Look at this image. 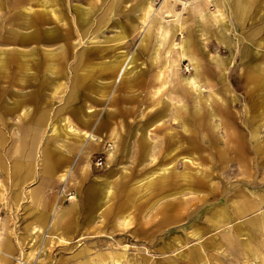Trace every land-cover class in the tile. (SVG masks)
Segmentation results:
<instances>
[{"label": "rangeland", "instance_id": "1", "mask_svg": "<svg viewBox=\"0 0 264 264\" xmlns=\"http://www.w3.org/2000/svg\"><path fill=\"white\" fill-rule=\"evenodd\" d=\"M0 61V264H264V0H0Z\"/></svg>", "mask_w": 264, "mask_h": 264}, {"label": "crops", "instance_id": "2", "mask_svg": "<svg viewBox=\"0 0 264 264\" xmlns=\"http://www.w3.org/2000/svg\"><path fill=\"white\" fill-rule=\"evenodd\" d=\"M100 124V123H99ZM98 124V125H99ZM19 158V157H18ZM47 158V157H46ZM61 159H66V158H64V157H61ZM67 160V159H66ZM33 161L34 160H32V161H30V160H27V159H25V158H23V157H21V158H19V159H17L16 158V163H15V165H14V167H15V172H12V174H11V176L12 177H15L16 178V181H17V183H15L14 184V186L15 187H18L19 189V191H18V193L20 192L21 193V189H22V186L25 184V183H27L28 181H30L31 179H34L36 176H35V174L36 173H34V171L32 170V168H33ZM48 161V160H47ZM52 161V160H51ZM50 161V162H51ZM59 161H60V159H59ZM58 161V162H59ZM62 161H64V160H62ZM13 162V161H12ZM4 163H8V162H6L5 161V159H4ZM67 163H68V160H67ZM67 163H63L62 164V166L58 169V170H56V172H53V173H47L46 172V169H44V172H45V174H47V175H49V176H54V175H56V173L59 171V170H61V171H63V169H64V167H65V165H67ZM46 165H47V163H46ZM12 167H13V165H12ZM24 167H26V168H24ZM25 169L26 170H29L28 172H26L25 173ZM24 171V172H23ZM30 175V176H29ZM46 175V176H47ZM28 176V177H27ZM42 192V190L40 189V188H33V189H31L30 190V194H33V193H35L34 195H35V197L34 198H36V200H38L39 199V194L40 193H38V192ZM39 202H41V198L38 200ZM38 205H40V204H38L37 203V205L35 206L36 208L38 207Z\"/></svg>", "mask_w": 264, "mask_h": 264}, {"label": "bare ground", "instance_id": "3", "mask_svg": "<svg viewBox=\"0 0 264 264\" xmlns=\"http://www.w3.org/2000/svg\"><path fill=\"white\" fill-rule=\"evenodd\" d=\"M243 8V7H242ZM243 10V9H242ZM244 17V16H243ZM82 23H84V20L82 21ZM33 37L31 36V35H21V37H20V39H18L20 42H24L26 39L28 40V39H32ZM1 62L2 61H0V66H1ZM159 101H160V99H159ZM175 104V103H174ZM171 110V109H170ZM172 111V110H171ZM175 112V111H174ZM186 111H184L183 113H180V114H176V116L174 115V118H175V120H179V121H181L182 120V122H183V124H184V126H186L187 128H188V130L189 129H191V127L188 125V124H193V121H192V119H187V122L185 121V117H186V113H185ZM185 113V114H184ZM162 115V114H161ZM160 115V116H161ZM189 116V115H188ZM154 117H156V116H154ZM189 118V117H188ZM156 119H159V118H157L156 117ZM173 119V118H172ZM160 120V119H159ZM163 120V119H162ZM147 121V120H146ZM146 121H144V125H146ZM158 121V120H157ZM159 123V122H158ZM143 124V123H142ZM157 124V123H156ZM154 125V124H153ZM147 130V129H146ZM174 134L172 133L170 136H171V140H172V136H173ZM142 136H143V138H142ZM97 138L96 137V135H93L91 138ZM139 138H141V140L142 141H145L146 142V140H148V137H147V135H144V134H140V137ZM139 138L137 137V140H139ZM98 139V138H97ZM96 139V140H97ZM140 140V141H141ZM141 144V143H140ZM148 145H150V144H148ZM155 145V144H154ZM147 144H143V146H142V149L140 148V156H144V155H146L147 153H148V150H146L147 148ZM16 148V147H15ZM191 148V147H190ZM37 149V148H36ZM239 149V148H238ZM17 150V149H16ZM16 150H14L15 152H16ZM18 151V150H17ZM37 152V151H36ZM153 152H154V150H153ZM178 154V153H177ZM40 156V155H39ZM5 158V157H4ZM60 158V157H59ZM138 158H140V157H138ZM7 160V159H6ZM47 160L48 161H45V163H47V165L45 166V169H46V172L47 173H53V172H56V170H58L61 166H62V164L64 163H67V161H66V159H61L60 158V161L58 162L57 160H53L49 155H47ZM52 160V161H51ZM62 160H64V161H62ZM36 161V160H35ZM51 161V162H50ZM36 163V162H35ZM24 168H26V167H24ZM24 172V171H23ZM30 176V175H29ZM28 177V176H27ZM184 178H185V180L188 178L187 176H184ZM167 185V184H166ZM41 186H43V184H41ZM163 187V186H162ZM45 188V187H44ZM23 189V188H22ZM42 190V189H41ZM22 191V190H21ZM178 192H181V191H178ZM177 192V193H178ZM38 193H42L41 191L40 192H38ZM33 195H34V193H33ZM103 196H104V194H103ZM40 197H41V195H40ZM43 197V196H42ZM106 197H108V195L106 194ZM39 200V199H38ZM42 201V200H41ZM37 202V201H36ZM41 204V203H40ZM40 207V206H39ZM44 207V206H43ZM42 207V208H43ZM42 210V209H41ZM119 258V257H118Z\"/></svg>", "mask_w": 264, "mask_h": 264}]
</instances>
